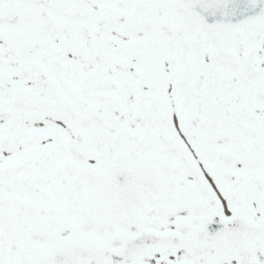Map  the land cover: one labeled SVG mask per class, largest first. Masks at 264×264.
<instances>
[{
  "label": "snow or ice",
  "instance_id": "snow-or-ice-1",
  "mask_svg": "<svg viewBox=\"0 0 264 264\" xmlns=\"http://www.w3.org/2000/svg\"><path fill=\"white\" fill-rule=\"evenodd\" d=\"M0 264H264V0H0Z\"/></svg>",
  "mask_w": 264,
  "mask_h": 264
}]
</instances>
